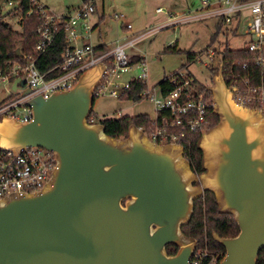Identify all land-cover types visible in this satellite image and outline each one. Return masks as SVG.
Instances as JSON below:
<instances>
[{
	"label": "water",
	"instance_id": "95a60500",
	"mask_svg": "<svg viewBox=\"0 0 264 264\" xmlns=\"http://www.w3.org/2000/svg\"><path fill=\"white\" fill-rule=\"evenodd\" d=\"M224 67L222 56L209 86L219 122L202 133L201 174L182 145L157 144L136 126L118 139L89 122L104 62L85 69L73 88L26 101L32 120L2 115L0 150L43 148L55 154L57 166L40 191L0 198V264H189L198 241L183 227L206 191L240 228L234 237L214 233L226 250L220 264H258L264 114L235 101ZM13 90L31 92L20 78ZM171 245L178 247L173 255Z\"/></svg>",
	"mask_w": 264,
	"mask_h": 264
},
{
	"label": "built area",
	"instance_id": "2783aa9c",
	"mask_svg": "<svg viewBox=\"0 0 264 264\" xmlns=\"http://www.w3.org/2000/svg\"><path fill=\"white\" fill-rule=\"evenodd\" d=\"M30 2L31 7L27 15L36 14L43 20L37 29L40 40L35 50L38 55L44 53L54 41L58 33L57 25L63 23L68 46L61 55L62 62L59 67L62 73L49 77L40 72L34 56L29 57V63L25 67L17 64L11 72L0 73V95L6 91L5 98L15 96L0 106V118L8 114L22 122L32 120V108L24 105L26 101L39 95L49 98L56 91L73 88L81 73L99 62L106 64V70L101 84L96 89V95L109 93L120 98L129 90L131 79L147 82V61L131 63L127 49L145 40L154 30L145 31L132 39L125 38L124 42L118 41L111 52L97 55L96 48L90 43L94 30L91 19L96 12L95 0L83 2L81 7L69 16L50 13L41 0ZM9 5H15L18 10L21 2L10 1ZM201 11L188 18H180V21L216 18L230 29V34H233L234 30L239 32L244 29V34L251 37L245 47L253 54L254 65L259 68L261 78L255 82V74L251 71L249 63L235 61L232 66L241 64L249 73L246 76L233 74L228 85L233 88V97L239 105L261 110L264 114V0H203ZM115 16L118 19L125 18L123 14ZM170 17L177 16L171 13ZM126 27L130 29L132 25L126 24ZM204 54L211 62L214 61L215 51L208 48ZM137 68L140 69L137 76L124 79L125 75ZM177 73L173 81L176 87L169 95L163 97L155 88L149 87L143 92V96L154 103L156 114L151 117L152 126L149 131L141 129L157 144L175 143L186 148L191 145V135L208 131L211 119L207 113L213 108V102L210 94L196 90L192 80L186 76V71L178 70ZM18 78L26 80V86L31 89L29 94L22 96V90H13L14 81ZM118 116L123 115L118 113ZM96 121L95 117L89 120L91 123ZM56 166L55 154L43 148H25L18 154L10 149L0 150V198L12 193L40 191L50 181ZM224 257L210 252L207 246L200 249L197 247L189 264H220Z\"/></svg>",
	"mask_w": 264,
	"mask_h": 264
},
{
	"label": "rangeland",
	"instance_id": "374dc122",
	"mask_svg": "<svg viewBox=\"0 0 264 264\" xmlns=\"http://www.w3.org/2000/svg\"><path fill=\"white\" fill-rule=\"evenodd\" d=\"M10 0H0V15L4 16L5 21L14 30L21 31V13L16 10L15 5H9ZM50 8V13H62L72 11L81 3V0H41ZM214 1V0H213ZM96 14L92 20H99V26L93 30L90 43L94 46L100 43H107L109 48H113L114 42L125 41L124 36L128 35L125 24L131 23L133 32L142 31L150 28H158L153 35L140 41L135 46L128 49L130 55H142L146 57L149 67V86L157 83L163 78L164 74L184 70L191 73L199 82L207 85L212 84L213 74L211 67L216 66L219 60L218 51L225 45L239 49L249 42L251 37L244 34L240 29L237 35L224 34L227 26L221 29L217 40L212 43L211 37L217 30L218 19L207 18L191 21H180V18H188L195 13H200L203 0H95ZM161 7V11L158 8ZM176 15L171 18L170 14ZM116 14H123V19L116 18ZM129 30V29H128ZM178 41L179 48L182 50H194L200 56L197 61L182 68L186 62L184 53H164L163 50L170 44ZM215 51L214 61H210L204 54L207 49ZM140 69L133 74L137 76ZM131 75H125L128 78ZM159 92V91H158ZM7 92L0 95V102L6 97ZM95 113L119 117L118 113L136 114L139 112L149 113L155 116V105L148 98L141 102L121 100L109 93L97 95L94 104Z\"/></svg>",
	"mask_w": 264,
	"mask_h": 264
},
{
	"label": "trees",
	"instance_id": "16d2710c",
	"mask_svg": "<svg viewBox=\"0 0 264 264\" xmlns=\"http://www.w3.org/2000/svg\"><path fill=\"white\" fill-rule=\"evenodd\" d=\"M20 1L21 5L18 11L21 13L20 25L21 31L14 30L9 23L5 21L4 16L0 15V73L7 74L11 72L17 64L25 67L29 63V57L34 56L36 59V66L42 73H46L49 77L56 76L62 71L60 70V64L62 62V52L68 46L66 33L62 27L63 23L57 25V35L54 41L47 47L44 53L38 55L35 47L40 40V35L37 32L38 27L42 23L40 16L33 14L27 15L30 10V0H10ZM9 1V2H10ZM88 0H81L86 2ZM246 1V0H244ZM248 1V0H247ZM224 26L221 21H218L217 30L211 37V42L214 43ZM237 31L234 30L233 35H237ZM224 34L229 35L230 29L226 28ZM20 50L21 54L18 55L17 50ZM110 51L107 46H99L96 48V54H105ZM164 53H184L186 62L183 63L182 68L187 67L189 64L197 61L200 56L194 50H182L179 48L178 41L168 45L163 50ZM219 60L222 56L225 57L224 77L228 84L231 83L233 74L240 76H246L249 71L242 68V65H234L235 61L248 62L251 71L255 74V82L261 78L259 68L254 65L253 54L244 46L239 49L231 48L230 46H224L218 51ZM138 56L130 58L131 63L137 64L139 62ZM220 64V63H219ZM219 64L211 67L212 73H215L219 69ZM178 71L171 72L166 75L158 84L159 92L161 96L165 97L170 94L176 87L173 82L177 76ZM188 78L192 80V84L199 92H206L212 96L209 90V85L199 82L191 73H187ZM20 77L23 78V74L20 73ZM130 79V78H129ZM148 89V83L139 79H131L129 90L124 93L120 99L132 102H141L145 97L143 92ZM15 98L10 96L3 99L0 102V106L9 102ZM97 95L95 96V99ZM211 119L209 126L210 130L219 122V117L214 114L211 107L207 113ZM93 117L97 118L96 122L102 123L105 126V132L114 138L122 139L128 136L131 126L143 128L145 132H148L152 126V118L148 114L139 115H126L122 117H99L93 110L89 117L91 120ZM202 133L191 135V145L185 148V156L190 161L193 171L197 174H201L205 171L203 164V152L199 146ZM240 228L231 214H224L219 211L217 200L215 195L206 191L201 198L195 201V211L190 223L183 227V232L188 236L197 239L198 249L205 246L208 247L210 252L225 256L226 250L222 244L217 242L214 238V233H217L220 237H234L238 235ZM178 251L176 245H171L167 248V252L170 255L175 254ZM258 264H264V250L260 253Z\"/></svg>",
	"mask_w": 264,
	"mask_h": 264
},
{
	"label": "crops",
	"instance_id": "0c3cea01",
	"mask_svg": "<svg viewBox=\"0 0 264 264\" xmlns=\"http://www.w3.org/2000/svg\"><path fill=\"white\" fill-rule=\"evenodd\" d=\"M81 5H82V2L80 3V4H78L77 5V7L73 10V12L72 11H69V12H62V13H58V14H60V15H65V16H69V15H72V14H74L80 7H81ZM47 6V5H46ZM47 8L50 10V8L47 6ZM159 8H161V7H159ZM158 8V9H159ZM54 13V12H53ZM95 14H96V12H95ZM92 23H93V26H94V30L99 26V24H100V22H99V20L97 21V20H92ZM126 24H131V23H126ZM126 24H125V28H126V32H127V34L128 35H126V36H124V38H128V39H132V38H134V37H136L137 35H139V34H141V33H143V32H145V31H148V30H154L153 32H152V34L151 35H153L154 34V32H156V29H158V28H150V29H146V30H142V31H137V32H133L132 30H133V27L132 28H130L129 30H128V28L126 27ZM132 29V30H131ZM150 35V36H151ZM150 36H148V37H150ZM147 37V38H148ZM118 41H120L119 39L118 40H116L115 42H114V46H113V48L116 46V44H117V42ZM142 41V40H141ZM140 42V41H139ZM139 42H137L136 44H138ZM135 44V45H136ZM134 45V46H135ZM94 46V45H93ZM99 46H107V47H109L108 45H107V43H100L99 45H97V46H94L95 48H98ZM133 47V46H132ZM113 48H109L110 49V51L109 52H111L112 50H113ZM131 47H129L128 49H130ZM128 49H127V51H128ZM128 55H129V58H132V57H136V56H138V58H140L139 59V62L141 61V60H145V61H147L146 60V57H144V56H142V55H130L129 53H128ZM185 59H186V57H185ZM182 67V66H181ZM138 69V68H137ZM137 69H135L132 73H130V74H128V75H131L130 77H128V78H124V79H129V78H131L132 76H134V72L137 70ZM179 70V69H178ZM167 74H164V76H163V78L166 76ZM162 78V79H163ZM162 79H160L157 83H153L152 84V86H149L148 85V87L149 88H155L156 89V92L159 94L160 92H158L159 91V88H158V84H159V82L162 80ZM139 114H148L149 115V113H145V112H139V113H136V114H128V113H122V115L123 116H126V115H139ZM96 115H98L99 117H111V116H108V115H101V114H98V113H96Z\"/></svg>",
	"mask_w": 264,
	"mask_h": 264
}]
</instances>
